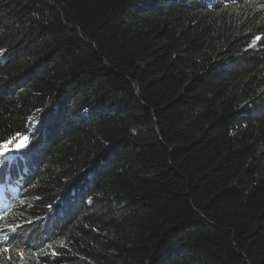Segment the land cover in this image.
<instances>
[{
	"label": "trees",
	"instance_id": "16d2710c",
	"mask_svg": "<svg viewBox=\"0 0 264 264\" xmlns=\"http://www.w3.org/2000/svg\"><path fill=\"white\" fill-rule=\"evenodd\" d=\"M3 146L0 264H264V0H0Z\"/></svg>",
	"mask_w": 264,
	"mask_h": 264
},
{
	"label": "bare ground",
	"instance_id": "6f19581e",
	"mask_svg": "<svg viewBox=\"0 0 264 264\" xmlns=\"http://www.w3.org/2000/svg\"><path fill=\"white\" fill-rule=\"evenodd\" d=\"M23 144H22V140H18L17 143L15 144L16 147H21ZM2 152V150H0V153ZM7 158V157H6ZM20 192H21V189L16 185V184H13L12 185V189L11 191L5 195V199H3V206L5 204V207H4V210L0 213V220L3 219V216L4 215H7L9 212H11L12 208H8L7 207V201L10 200L11 201V205H15L17 202H18V198H19V195H20ZM3 193H5V190L3 189V187H0V195H2ZM12 197H14L15 199L14 200H11Z\"/></svg>",
	"mask_w": 264,
	"mask_h": 264
},
{
	"label": "rangeland",
	"instance_id": "374dc122",
	"mask_svg": "<svg viewBox=\"0 0 264 264\" xmlns=\"http://www.w3.org/2000/svg\"><path fill=\"white\" fill-rule=\"evenodd\" d=\"M3 147H4V151L0 153V159L1 158L6 159L7 155L15 153V151H13L12 149H9V148H7L5 146H3Z\"/></svg>",
	"mask_w": 264,
	"mask_h": 264
},
{
	"label": "snow or ice",
	"instance_id": "6c2138e0",
	"mask_svg": "<svg viewBox=\"0 0 264 264\" xmlns=\"http://www.w3.org/2000/svg\"><path fill=\"white\" fill-rule=\"evenodd\" d=\"M22 144H23V141H22Z\"/></svg>",
	"mask_w": 264,
	"mask_h": 264
}]
</instances>
